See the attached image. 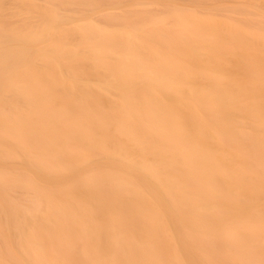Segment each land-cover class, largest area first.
I'll return each mask as SVG.
<instances>
[{
  "label": "bare ground",
  "instance_id": "6f19581e",
  "mask_svg": "<svg viewBox=\"0 0 264 264\" xmlns=\"http://www.w3.org/2000/svg\"><path fill=\"white\" fill-rule=\"evenodd\" d=\"M0 264H264V0H0Z\"/></svg>",
  "mask_w": 264,
  "mask_h": 264
},
{
  "label": "rangeland",
  "instance_id": "374dc122",
  "mask_svg": "<svg viewBox=\"0 0 264 264\" xmlns=\"http://www.w3.org/2000/svg\"><path fill=\"white\" fill-rule=\"evenodd\" d=\"M216 243H217L219 246H221L220 242H217V241H216Z\"/></svg>",
  "mask_w": 264,
  "mask_h": 264
}]
</instances>
